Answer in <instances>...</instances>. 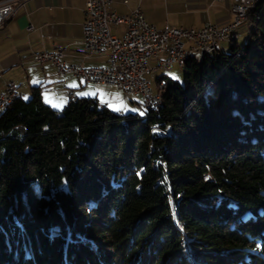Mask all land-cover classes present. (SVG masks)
Masks as SVG:
<instances>
[{"label": "trees", "instance_id": "16d2710c", "mask_svg": "<svg viewBox=\"0 0 264 264\" xmlns=\"http://www.w3.org/2000/svg\"><path fill=\"white\" fill-rule=\"evenodd\" d=\"M246 18L142 116L41 87L1 111L0 264H264V0Z\"/></svg>", "mask_w": 264, "mask_h": 264}, {"label": "crops", "instance_id": "0c3cea01", "mask_svg": "<svg viewBox=\"0 0 264 264\" xmlns=\"http://www.w3.org/2000/svg\"><path fill=\"white\" fill-rule=\"evenodd\" d=\"M233 3L234 0H113L111 9L119 15H127L139 8L145 21L158 30L166 24L199 29L205 22L220 28L232 22ZM17 7L15 15L0 27V93L8 83H13L23 100L31 95L33 88L41 87L42 101L54 110L68 104L70 91L77 98L95 95V101L100 104L97 100L99 90L84 88L80 91L83 82L79 78L60 75L51 63L39 65L32 61L34 52L51 53L61 49V61L66 66L90 68L106 65L105 57L87 55L78 45L85 19L84 0H24ZM123 30V27H116L111 33L119 37ZM216 49L219 50L217 46ZM163 57L160 54L152 59L151 67ZM174 80H180L177 74ZM87 85L83 83V86Z\"/></svg>", "mask_w": 264, "mask_h": 264}, {"label": "built area", "instance_id": "2783aa9c", "mask_svg": "<svg viewBox=\"0 0 264 264\" xmlns=\"http://www.w3.org/2000/svg\"><path fill=\"white\" fill-rule=\"evenodd\" d=\"M253 1L234 0L231 8L232 22L220 28L205 22L199 29L166 24L162 30H158L145 21L139 8L127 15H119L111 9L113 0H84L85 19L78 45L87 55L105 57L106 65L90 68L81 65L66 66L61 61V49L51 53L34 52L32 61L39 65L51 63L60 75L79 78L84 84L115 87L122 91L125 98L141 96L142 106L148 109L154 107V102L149 84L143 79L144 75L156 71H173L178 67L180 52L199 53L200 50L212 49V42L223 41L225 33L242 26L241 9L252 5ZM123 3L126 4V1ZM18 8L11 0L0 4V27L15 15ZM116 27L124 28L119 37L111 33V29ZM160 54L164 57L157 59L156 65L150 67L152 59ZM19 97L16 86L8 83L0 93V109L9 107ZM67 99L68 103L76 101L75 93L68 92Z\"/></svg>", "mask_w": 264, "mask_h": 264}, {"label": "rangeland", "instance_id": "374dc122", "mask_svg": "<svg viewBox=\"0 0 264 264\" xmlns=\"http://www.w3.org/2000/svg\"><path fill=\"white\" fill-rule=\"evenodd\" d=\"M250 30H251V28L249 27V25L247 23V18H246V22L245 23L243 22L242 26L237 30V34H238L237 45H238V47L241 48L243 46V44L247 41ZM230 45H231L230 41H225V42L218 43L217 47H218L219 51H221V52H223V51L229 52ZM202 56H203V54L198 55L197 58L201 59ZM150 67H151V65H150ZM177 68H179L180 70H178ZM177 68H174L173 71L168 72V73H164L163 71L162 72L156 71V72H151L148 75H144L143 79L149 84L150 93L152 95H156V94L160 93L159 89H158V82H157L156 78L162 74H164L165 76H167L173 80L176 78V74H177V77H179V79H181L182 72H183V66L178 65ZM80 82H82V81H80ZM161 83L163 85H166V80L162 79ZM84 88H86L85 90H99V96L97 97V100H99V103L102 106L106 107L109 111H111L113 113H117V115H118V112L119 113L121 112L123 114V117H124V115L128 116L130 114H137L139 116H142L144 114V110L142 108L143 98L141 96H132L131 98H125L123 93L120 90H117L115 87L107 86V85H94V84L91 85V84H88L87 86H83V83H81L80 91H83ZM30 96L31 95L26 97L25 100H28L30 98ZM86 98H92V99L96 100L95 95H91L90 97L87 96ZM76 99H77V97H76ZM131 102H135L137 104L131 105ZM62 109H63L62 107L55 108L56 111H61Z\"/></svg>", "mask_w": 264, "mask_h": 264}, {"label": "bare ground", "instance_id": "6f19581e", "mask_svg": "<svg viewBox=\"0 0 264 264\" xmlns=\"http://www.w3.org/2000/svg\"><path fill=\"white\" fill-rule=\"evenodd\" d=\"M9 1L10 0H1L0 4H6ZM19 1L20 0H11V2L15 3L16 6L19 5V3H20ZM259 1L260 0H254L252 5L241 9V21H243V22L246 21V17L248 15V13L255 8V6L258 4ZM236 38H237V29H232V30H230V33H225V35H223V41L212 42V49L200 50L199 53L198 52H180L178 65L179 66H183L189 59L198 60L197 56L201 55V54L211 55L212 53L215 52L216 46H217L218 43L225 42V41H233ZM163 72L164 73H168L170 71H163ZM94 85H98V84H94ZM158 89H159V92L163 89V84L162 83L158 84ZM153 102H154V107H148V109H157L159 107L160 102H161L160 93H158L156 95H153ZM5 109L6 108H1L0 111H3ZM118 115L119 116H123V114L121 112Z\"/></svg>", "mask_w": 264, "mask_h": 264}]
</instances>
